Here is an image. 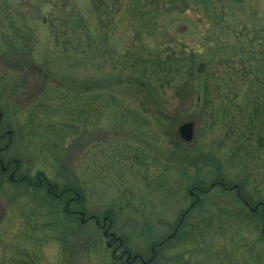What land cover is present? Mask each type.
Listing matches in <instances>:
<instances>
[{
  "label": "rangeland",
  "instance_id": "374dc122",
  "mask_svg": "<svg viewBox=\"0 0 264 264\" xmlns=\"http://www.w3.org/2000/svg\"><path fill=\"white\" fill-rule=\"evenodd\" d=\"M7 1L0 0V132H12L8 157L22 167L12 179L15 165L0 173V264H115L112 241L145 260L121 264L264 263V222L254 217L257 204L264 208V122L255 128L249 108L255 87L264 92V0ZM60 83L68 86L62 92ZM91 83L97 88L82 95L95 100L94 117H74V85ZM51 90L58 93L50 110L62 94L71 104L38 117ZM185 122L195 123L190 143L178 135ZM50 141L62 149L55 169L45 150L35 151ZM38 172L48 188L24 178ZM219 178L234 195L240 186L253 206L239 207L220 186L193 199L194 185L208 190ZM64 180L83 194L84 212L113 220L101 234L120 241L103 238L91 249L95 230L76 231L63 217L42 232L28 207L40 197L34 187L44 196ZM245 216L254 219L241 222Z\"/></svg>",
  "mask_w": 264,
  "mask_h": 264
},
{
  "label": "trees",
  "instance_id": "16d2710c",
  "mask_svg": "<svg viewBox=\"0 0 264 264\" xmlns=\"http://www.w3.org/2000/svg\"><path fill=\"white\" fill-rule=\"evenodd\" d=\"M11 1H13V0H10V2ZM48 1L51 3V6H53V7L57 4V0L56 1L55 0H48ZM7 2H9V0ZM30 3H34V1L33 0L30 1ZM3 15L4 16L7 15V13L4 10H3ZM177 70L179 71V69H177ZM164 71H166V69H164ZM191 73H192V76L194 78L200 77L202 75L199 72H193L192 71ZM140 84L141 83H139V86H140ZM62 85L63 84H61V83L58 85L60 92H62V90H63L62 87H64V88L65 87H68V86H65V85L62 86ZM253 85H256V83L253 82ZM76 86H77V88H74L73 89V93H74L73 94V98H76L78 101H81V103H84L83 104L84 106H82L78 101H75L74 102L75 108H73V110H76L78 112V116H74V117H78L79 119H82V117H84V118L94 117V111H93V109H94L95 100L94 99L91 100V97H85V96H83L82 95V92L86 91L87 89H90L92 91V89H94V87L97 88V85L94 86V83H91L89 85L88 84H85V86L75 84L74 87H76ZM143 86H145L144 83L140 86V88H143ZM255 89H256L255 91L257 92V95L255 96V98H252L250 100L249 103L252 104V105H250L249 108L251 107V110H252V119H253V121L254 122L255 121L256 122H259V123L252 124L256 128V127H259V124H261V123L263 124V122H264V101H263L264 92L263 91L260 92L259 89H257V86L255 87ZM54 90H56V89H54ZM57 93L58 92H53V90L48 91L47 94H50L51 95V96H49L48 101H47V98H44L43 97V99L45 101H47V102H45L46 103V106L43 105V106L39 107V108H41V111H39L40 112V115L38 117H41V115H45L44 112L46 110L48 111L47 113L51 114L52 116L59 115L58 113H61L63 108H65V111H66L67 104H71V101H72V99L70 97H67L66 94H62V96H64V97H62V99H59L61 103L59 102L60 104L58 105V108L57 109L54 108L53 111L49 109V107H48V106H50L49 103H51L52 101H54L53 99L55 98L52 94H57ZM161 115L163 116L164 113L162 112ZM122 116H123L122 117L123 119H125L126 117H128L126 115H122ZM1 121H2V115H0V124H1ZM85 123H86V126H87L88 125L87 124V121ZM66 126H67V124H66ZM71 126L72 127H70V128L75 127L73 124H71ZM260 130H261V128H260ZM258 134H259V138L258 139L260 140L261 143L262 142L264 143V138H262L260 132H258ZM31 136H34V134H31ZM60 136H62V137L65 138V134H63V133ZM50 142H52V144H51L52 147H47V148H41V147L40 148H36L35 147V151H36V149H39L40 151H37V152L38 153H42L41 151L45 150V152H43V155H45L44 158L47 159V161L49 163H51L50 166L55 169V164H52V161L55 160L57 162V159H58V162H60L59 161V158L62 156L60 151L62 149H61V146H58V144L55 143L54 141H50ZM12 145H13V134L11 135L9 133L5 134V132H3V133L0 132V160L3 161V159H5L6 157H8L9 150L13 147ZM183 147H184L183 145L179 144L178 145V150L181 151V152H183L184 151ZM30 154H33V153H30ZM185 156L188 157V159L190 161L193 160V159H191L192 158V153L191 152H187L185 154ZM181 157H180V159H181ZM7 160H8L7 162L10 163L11 166L12 165H15V168L14 169H16V171H15V175H16L18 173L19 169L22 167L21 166V162H18V160L17 159H14V158H9ZM193 162H195V159L191 163H193ZM196 163H194V164H196ZM56 168H59V171L61 173V172H63L62 170L65 168V166L63 165V166H59V167H56ZM56 171L59 173L58 170H56ZM0 173H1L2 176H6L7 174L10 173V170H9V172H3L0 169ZM37 175L40 178L39 177H36ZM37 175L35 177H32L31 174H28V176L27 177H24V178L29 179L32 183L33 182H36L38 179H40L39 182L42 183V185L45 188H48V186H49L50 183H47L46 184V180L43 181V179H42L43 175L44 176H46V175L45 174H42V173H39V172L37 173ZM59 176H60V174H59ZM61 176H65V175L61 174ZM48 180H50V179H48ZM217 181H221V182H217L216 184H214L213 186H211L208 190H205L201 186V184H199L200 182L197 181L198 182L197 184H199V185H194L191 188L192 195H194V198L193 199L199 198V196L200 197H203L205 193L206 194H209V193L213 192L214 187L220 186L221 193L224 196L232 199L230 201L233 202V203H235V204H237L239 207L246 208V206H251V207L253 206L252 204L254 202L252 201L251 198H249L248 196L246 197V196H244L242 194L243 189H241L240 186L237 187L239 190L236 193V195H234L233 187L231 188L230 187V184L226 180H224L222 178H219ZM49 182H52V181H49ZM55 184H56V186L54 187V190L53 189H51V190L52 191H55V193H57V197L54 196V195H52V193L50 191L49 192L51 194L49 192H47V194L44 195V196L43 195H40V192H42V190L41 189H38L37 186L34 187V189L36 191V194H39L40 197H38L36 199H33L34 202H35L34 203L35 205L28 204V207H30V211L31 212H35L36 213V215H35V217H36V223H40L41 224L40 226L43 228L42 229V232H44L45 230H47L49 232H52V230H56L58 228V226L61 225L58 219L59 218L61 219V217H63V219L68 224H70V225L73 224V226H76L74 228L76 231H78V230L81 231V230H85V229H90V231H94L95 230L94 232L96 234L95 235H91L90 238H87V244L90 245V243H92V241H93V244L91 246V249L97 250L100 247V245H102L103 238H105V237L101 234V229L100 228L96 227L95 224H94L95 225L94 226L92 221H88L89 218L91 219V217H93V216L87 214L86 212H84V210H85L84 209V207H85L84 206L85 205V198H84L83 194L81 193V191L79 189H77L75 187L76 185L72 184L70 181H65L64 180L62 182V184H59V183H55ZM33 200H32V202H33ZM69 202H71V203L68 205ZM258 206L260 208H258L259 210L255 209V211H257V212L254 214V217H256L258 219V222L261 224V223L264 222V221H262V220H264L263 203L261 202V204H257V206H255V207H258ZM36 207H38V208H36ZM262 208H263V211L260 212L261 211L260 209H262ZM73 211H76V212L81 211V212H83V216L85 218V221H88V222L82 223L81 217L79 215L73 213ZM98 219L100 220V218H98ZM252 219H254L253 216L250 219L245 216L244 218H242V221L241 222H245V220H247L249 222ZM111 222H113L112 219H111V221H109V225L110 226H111ZM100 223H101V221H100ZM207 225H208V228H210V227L213 226L212 222H209ZM257 226L258 225L256 224V225L253 226V228H256ZM221 228H223V227H221ZM240 235L241 234H239V237L242 238V236H240ZM258 240L263 241L264 240V234H261L260 233V235H258ZM222 241L224 243H227L228 245L230 243H232V241L230 240V237L229 236H224V234H223ZM85 243H86V241H85ZM112 243L113 244H111L112 245L111 248L112 247H115V248L117 247V249H118L116 253H115V250L116 249L113 250V256L111 257L113 259V262L115 264H121L122 262L120 260L121 259H124V258H127L128 259V262L129 261L133 262L135 256H133L132 253H129L128 250L125 249V242L124 241H121L120 243H116L115 246H114V241H112ZM160 243L156 245V247H158V248H156L157 249L156 250V254L158 253V255L160 254V252L162 251V249H164V248L167 247V241H166V243L163 246H161ZM119 244H121V245H119ZM230 247H234V245L233 244L232 245L230 244L229 245V248ZM122 250L125 251V255L122 256V254H121L119 256V258H118L117 254L120 253V251H122ZM101 251L103 253H106V252H108V249H105V250L102 249ZM229 253H230L229 250H227V256L229 258L235 257L234 256V252H231V254L228 255ZM140 256L141 255H138L136 257L139 259ZM123 264H126V262L123 263ZM262 264H264V263H262Z\"/></svg>",
  "mask_w": 264,
  "mask_h": 264
},
{
  "label": "flooded vegetation",
  "instance_id": "af4514ba",
  "mask_svg": "<svg viewBox=\"0 0 264 264\" xmlns=\"http://www.w3.org/2000/svg\"><path fill=\"white\" fill-rule=\"evenodd\" d=\"M7 133H9V134L12 135V132H11V131H6L5 134H7ZM0 162H1V170H2L3 172H9V169H10V167H11V164L8 163V164H7V167H6V166H4V162H3L2 160H0ZM15 171H16V169H14L13 172L11 173V175H10V178H11V179L15 176ZM50 191H51V190H50ZM70 201H71V200H70ZM70 203H71V202H69L68 205H69ZM73 213H75V214H77V215H79V216L81 217V221H82V223H86V222H88V221H94V220L96 219L94 222L96 223V226H97V227L100 226L101 229L104 228V227L106 226L107 222H109V220L106 219V220L103 221L104 224H101V223H99L98 218H97L96 216H93V217H91L92 219L89 218L88 221H85V219L82 218V214H83V212H81V211H79V212L73 211ZM104 235H105V237H109V236H110V234H109L106 230L104 231ZM109 246L111 247L112 245L109 244Z\"/></svg>",
  "mask_w": 264,
  "mask_h": 264
},
{
  "label": "water",
  "instance_id": "95a60500",
  "mask_svg": "<svg viewBox=\"0 0 264 264\" xmlns=\"http://www.w3.org/2000/svg\"><path fill=\"white\" fill-rule=\"evenodd\" d=\"M194 122H185L178 129L180 139L185 143H190L194 139Z\"/></svg>",
  "mask_w": 264,
  "mask_h": 264
}]
</instances>
